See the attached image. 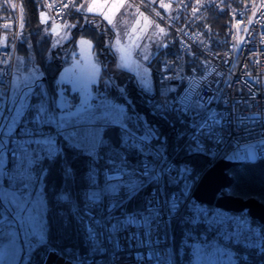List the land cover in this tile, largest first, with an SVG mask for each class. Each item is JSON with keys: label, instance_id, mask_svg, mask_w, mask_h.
I'll use <instances>...</instances> for the list:
<instances>
[{"label": "built area", "instance_id": "built-area-1", "mask_svg": "<svg viewBox=\"0 0 264 264\" xmlns=\"http://www.w3.org/2000/svg\"><path fill=\"white\" fill-rule=\"evenodd\" d=\"M73 1L44 0L47 22L60 26ZM3 28L0 25V34ZM170 29L178 41L176 64L164 61L161 77L166 90L176 93L181 113L192 108L201 112L192 132L195 151L211 159L208 168L225 156L241 162L264 159V0H244L232 9L223 50H211L199 32ZM19 34L17 12L14 25L0 36V151L7 153L11 173L23 177L26 149L54 144L62 131L55 123L40 126L19 121L6 132ZM109 126L103 122L101 128ZM123 132L122 143L135 147L138 156L132 160L119 148L108 150L99 163L97 183L80 195L73 209L83 227L87 251L62 256L65 260L70 264H174L172 218L190 226L202 223L216 232V240L261 247L262 232L245 211L198 202L193 192L201 176L192 178L175 164H165L156 147L132 131ZM104 144L101 138L98 147ZM163 178L172 185L167 194L162 190ZM59 198L66 201L67 195Z\"/></svg>", "mask_w": 264, "mask_h": 264}, {"label": "trees", "instance_id": "trees-1", "mask_svg": "<svg viewBox=\"0 0 264 264\" xmlns=\"http://www.w3.org/2000/svg\"><path fill=\"white\" fill-rule=\"evenodd\" d=\"M196 2L202 3L198 9L194 6ZM243 2L244 0H189L186 5L189 12L184 9L181 11L179 21L169 24L168 33L159 39L162 45L154 47L151 52L149 66L153 90L146 91L137 85L129 72L117 66L113 55L105 46V38L111 33L109 27L96 15L79 12L71 5L63 20L73 25L70 38L59 45L54 43V37L63 31V25L53 35L49 32L50 22H39L38 15L44 11V0H0V25H4L0 36L2 37L9 26L14 25L18 12L20 34L16 55L21 60L22 68H37L41 74L39 81L51 94L54 93L53 81L67 61L75 41L86 36L93 42L95 55L101 65L99 90L113 103L122 106L124 111L122 125L102 127L101 138L105 139V144L97 147L96 159L88 155L84 148L71 143L61 130L54 143L59 145L58 151L53 157H44L40 162L43 169L41 185L45 204L44 240L28 254L23 248L18 264H43L50 252L66 257L74 256L75 252L83 255L87 251L85 233L81 224L76 221L73 209L78 205L80 195L95 186L93 166L99 167L110 148H119L132 160L137 158V149L126 147L122 143L123 130L134 132L156 147L164 155L165 164H175L189 177H202L211 159L196 152L192 142V132L202 118L201 112L196 108L186 113L179 111L175 101L176 93H165L161 65L164 61L170 65L176 64L178 41L170 27L185 32H199L201 40L208 41L211 50L225 49L232 9L240 7ZM140 5L152 14L142 3ZM20 121L29 125L36 124L34 121H25L24 117ZM238 162L225 170L232 181L221 194L243 200L253 198L264 206V159ZM4 168L11 172L8 160ZM171 189L172 185L163 178V192L167 194ZM60 194H66L67 200L60 199ZM136 195L140 196L141 193ZM1 209L0 200V215ZM254 222L258 224L263 235L259 248L219 239L231 248L234 256L232 264H264V230L260 223L255 220ZM170 229L174 264H190L193 244L199 240L208 241L210 236L217 235L202 223L190 226L177 218L170 220ZM40 254L43 255L42 259Z\"/></svg>", "mask_w": 264, "mask_h": 264}, {"label": "rangeland", "instance_id": "rangeland-1", "mask_svg": "<svg viewBox=\"0 0 264 264\" xmlns=\"http://www.w3.org/2000/svg\"><path fill=\"white\" fill-rule=\"evenodd\" d=\"M135 1L142 3L152 14L137 6L133 0H114V4L108 9L97 2L95 13L99 14L105 26L109 27L111 33L105 38V46L113 55L117 66L129 72L139 87L152 91L149 66L151 52L154 47L162 45L159 39L168 33L169 24L179 21L181 11L184 9L185 12H189V8L186 7L189 0H164L155 4L146 0ZM201 4L196 2L194 6L198 9ZM39 19L44 21L45 16L40 14ZM61 25L63 31L54 37V43L59 45L70 38V30L73 27L67 20ZM49 32L51 33V29ZM67 57V61L53 81L54 93L51 94L39 81L41 74L37 68H22L21 60L16 56L5 119L6 132L14 130L23 117L25 121H34L39 125L55 123L57 128L64 131V136L69 137L71 143L84 148L88 155L96 159L101 125L103 122L122 125L124 111L122 106L113 103L98 88L101 65L89 37H79ZM164 90L165 93H174L166 90L165 85ZM82 124L84 126H80ZM67 126H72L70 131H65ZM31 149L34 150L28 151L25 156L27 172L23 177H16L6 171L4 167L8 155L4 150L0 151L2 216H8L5 217L6 224L12 223L17 227L21 251L25 248L26 254L44 240L45 204L41 185L43 169L40 162L44 157H53L59 145L38 144ZM247 150L252 159L251 148ZM228 158L229 156H225L229 161ZM93 169V179L97 183L98 168L93 166ZM40 258H43L42 254ZM203 258L207 264L234 262L231 248L221 240H216L214 235L210 240H199L192 246L190 264H204ZM18 263L19 258L16 264Z\"/></svg>", "mask_w": 264, "mask_h": 264}, {"label": "water", "instance_id": "water-1", "mask_svg": "<svg viewBox=\"0 0 264 264\" xmlns=\"http://www.w3.org/2000/svg\"><path fill=\"white\" fill-rule=\"evenodd\" d=\"M238 161L219 159L202 175L196 186L193 197L201 203L213 205L231 212L245 211L250 218L260 223L264 230V206L253 198L243 200L230 195H222L223 189L229 187L232 178L225 172L231 165ZM206 192V193H205ZM43 264H70L62 256L50 252Z\"/></svg>", "mask_w": 264, "mask_h": 264}, {"label": "crops", "instance_id": "crops-1", "mask_svg": "<svg viewBox=\"0 0 264 264\" xmlns=\"http://www.w3.org/2000/svg\"><path fill=\"white\" fill-rule=\"evenodd\" d=\"M146 1L151 4H155V3H161L164 0H146ZM97 2L102 4L105 9H108L110 5L114 4V0H74L72 3V7L73 8L75 7V9H77V11L79 12H83L89 15H96L104 22L102 17L99 14L95 13L96 7H98ZM133 2L136 3L137 6L141 7V5H139L138 2H136L135 0H133ZM40 14H43L45 16L44 21H40L39 19ZM45 14H46L45 11H41L39 12V15H38L39 22L42 24H45L47 22L48 17H47V14L46 15ZM59 28L60 26H57V25L53 26L51 28V34L53 35L57 34L59 32ZM109 125L111 126V124ZM80 126H84V124ZM71 127L72 126H67L65 131H70ZM73 129H75V127ZM98 144L99 142L97 143V147H98ZM36 146H38V144L29 146L25 151V156H26V153H28V151L34 150L31 148H34ZM5 217L2 216V214L0 215V264H16L21 254V246H20L21 239L19 238V231L17 230V227L14 224L12 225V223L11 225L6 224L7 220H5ZM203 262L204 264H207L205 258H203Z\"/></svg>", "mask_w": 264, "mask_h": 264}, {"label": "flooded vegetation", "instance_id": "flooded-vegetation-1", "mask_svg": "<svg viewBox=\"0 0 264 264\" xmlns=\"http://www.w3.org/2000/svg\"><path fill=\"white\" fill-rule=\"evenodd\" d=\"M198 185V184H197ZM206 193V192H205Z\"/></svg>", "mask_w": 264, "mask_h": 264}]
</instances>
